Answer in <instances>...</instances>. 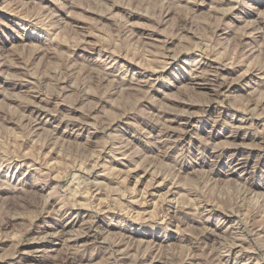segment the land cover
Returning a JSON list of instances; mask_svg holds the SVG:
<instances>
[{"label":"rangeland","instance_id":"rangeland-1","mask_svg":"<svg viewBox=\"0 0 264 264\" xmlns=\"http://www.w3.org/2000/svg\"><path fill=\"white\" fill-rule=\"evenodd\" d=\"M0 264H264V0H0Z\"/></svg>","mask_w":264,"mask_h":264}]
</instances>
